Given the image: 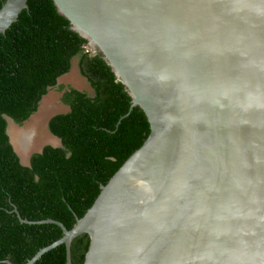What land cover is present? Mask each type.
I'll list each match as a JSON object with an SVG mask.
<instances>
[{"label": "water", "instance_id": "water-1", "mask_svg": "<svg viewBox=\"0 0 264 264\" xmlns=\"http://www.w3.org/2000/svg\"><path fill=\"white\" fill-rule=\"evenodd\" d=\"M53 1L150 133L73 228L15 208L64 232L26 264L61 244L73 264L83 234V264H264V0ZM28 8L6 0L0 34Z\"/></svg>", "mask_w": 264, "mask_h": 264}, {"label": "trees", "instance_id": "trees-1", "mask_svg": "<svg viewBox=\"0 0 264 264\" xmlns=\"http://www.w3.org/2000/svg\"><path fill=\"white\" fill-rule=\"evenodd\" d=\"M6 0H0V9ZM29 8L0 34V264H26L64 232L54 223H26L52 218L68 229L93 205L101 186L137 150L150 133L145 112L131 110V96L87 40L73 31L53 0H28ZM79 66L93 93L59 86L69 106L49 120L61 146L46 145L25 165L8 133L7 117L22 125L38 111L59 79ZM126 114H128L126 116ZM90 237L71 246L72 263L83 264ZM35 264H67L61 244Z\"/></svg>", "mask_w": 264, "mask_h": 264}, {"label": "rangeland", "instance_id": "rangeland-1", "mask_svg": "<svg viewBox=\"0 0 264 264\" xmlns=\"http://www.w3.org/2000/svg\"><path fill=\"white\" fill-rule=\"evenodd\" d=\"M60 85H64L65 87H75L87 91L90 94L93 93V88L89 80L83 75L77 63L74 64L72 71L59 79L58 87L51 89L50 92L43 97L38 111L22 125L15 123L11 129V135L15 136H12V139H14V144L17 147L18 152L21 154L20 156L23 162H28L32 153L38 151L43 146L58 143V139L52 137L48 121L51 116L64 113L68 109L67 105L62 101L63 91L59 90ZM15 132L20 133L22 137L29 133L30 141L27 146L23 148L18 143L16 137L18 134Z\"/></svg>", "mask_w": 264, "mask_h": 264}, {"label": "bare ground", "instance_id": "bare-ground-1", "mask_svg": "<svg viewBox=\"0 0 264 264\" xmlns=\"http://www.w3.org/2000/svg\"><path fill=\"white\" fill-rule=\"evenodd\" d=\"M13 127H11L12 129ZM32 130V129H31ZM17 133V132H15ZM18 135H16L18 143L24 148L25 146H27L29 140V133L25 134L24 137H22V135L20 133H17ZM13 137H15L14 135H12ZM19 136V138H18ZM14 140V139H13Z\"/></svg>", "mask_w": 264, "mask_h": 264}, {"label": "flooded vegetation", "instance_id": "flooded-vegetation-1", "mask_svg": "<svg viewBox=\"0 0 264 264\" xmlns=\"http://www.w3.org/2000/svg\"><path fill=\"white\" fill-rule=\"evenodd\" d=\"M67 107L69 108V106H67ZM67 110H68V109H67ZM55 115H56V114H55ZM53 116H54V115H53ZM53 116H51L50 119H51ZM50 119H49V120H50ZM48 125H49V121H48ZM49 145H52V144H49ZM45 146H46V145H45ZM43 147H44V146H43ZM42 150H43V149H42ZM36 152H37V151H36ZM30 159H31V158H30ZM30 159H29V161H30Z\"/></svg>", "mask_w": 264, "mask_h": 264}]
</instances>
